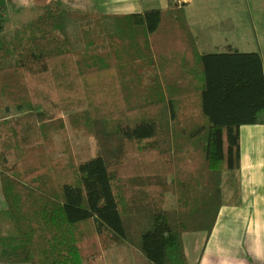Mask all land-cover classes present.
I'll use <instances>...</instances> for the list:
<instances>
[{"label":"trees","instance_id":"obj_1","mask_svg":"<svg viewBox=\"0 0 264 264\" xmlns=\"http://www.w3.org/2000/svg\"><path fill=\"white\" fill-rule=\"evenodd\" d=\"M184 8L76 15V53L59 5L12 32L0 6V264H104L125 244L188 264L184 234L210 233L239 171L240 126L264 125V67L257 52L201 54ZM63 113L93 156H52Z\"/></svg>","mask_w":264,"mask_h":264},{"label":"crops","instance_id":"obj_2","mask_svg":"<svg viewBox=\"0 0 264 264\" xmlns=\"http://www.w3.org/2000/svg\"><path fill=\"white\" fill-rule=\"evenodd\" d=\"M183 0L189 28L201 54L230 51L257 52L264 67V0ZM241 4V7H240ZM48 5H59L68 15H127L167 7V0H0L7 30L13 31L38 16ZM250 13L246 22L243 16ZM233 19L232 27L228 24ZM250 23L252 38L246 33ZM243 30L240 34L239 31ZM229 32V33H228ZM257 39L255 45L251 43ZM250 51L240 50V42ZM238 196L224 200L204 248L205 234L184 236L188 264H264V125L239 128ZM229 193V192H228ZM6 207L0 187V212ZM2 220L0 219V224Z\"/></svg>","mask_w":264,"mask_h":264},{"label":"rangeland","instance_id":"obj_3","mask_svg":"<svg viewBox=\"0 0 264 264\" xmlns=\"http://www.w3.org/2000/svg\"><path fill=\"white\" fill-rule=\"evenodd\" d=\"M238 1H241L240 3L242 4V9L246 10V7L243 6L242 0H235L234 4H232L233 10L235 9V5L236 3H238ZM181 2H183V0H181ZM68 17L69 15L67 14L66 15L67 37L71 41L73 50L76 51V53H81L82 51H84V44L80 39L78 19H76L73 16H71V18ZM243 17L246 18V22H249L250 13H246V15H244ZM228 24L232 27V25L234 24L233 19L229 20ZM248 28L250 29L247 30L248 33L246 34L252 38L253 30L251 29L250 23H248ZM242 31L243 30L239 31V34ZM238 42H240V50L242 51L251 50V47L248 44H243L241 40H238ZM256 42H257L256 38H253L251 40V43L253 45H255ZM139 72L140 71L136 72L134 77L138 76ZM143 73H146V76L149 78L150 76L153 75L152 70H148V69L143 70ZM103 79L104 77L102 75H99L98 82L102 81ZM67 117H68V113L61 114V119L63 120L64 123V129L62 132L55 134L53 137L54 151L52 152V156L56 157L58 155H61L64 159H67L68 157H72V159L76 161L83 160L93 156L94 146H95L94 137L89 133H84L80 129H75L68 122ZM222 186H223L224 200L227 202H233L234 199L238 196V191H239L238 173L232 170L226 171L223 176ZM161 195H163L164 197V203L162 204L163 207L175 206V197L173 195L168 193L165 194L164 192H161ZM216 221H217V217L208 235L203 231H197L205 234L202 248H204L213 228L215 227ZM11 232L12 229L4 221H2V223L0 224V235H8ZM190 233H196V232L185 233L184 236ZM184 236H183V244H184ZM102 258L104 264H149L145 259V257L143 256V254L138 249H135L128 244L121 245L118 247H112L107 250H104L102 254Z\"/></svg>","mask_w":264,"mask_h":264}]
</instances>
